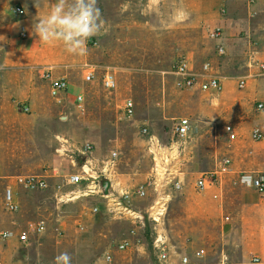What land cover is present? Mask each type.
Segmentation results:
<instances>
[{"label": "rangeland", "instance_id": "1", "mask_svg": "<svg viewBox=\"0 0 264 264\" xmlns=\"http://www.w3.org/2000/svg\"><path fill=\"white\" fill-rule=\"evenodd\" d=\"M55 2L0 0V264H57L62 253L69 264H111L108 254L112 264H180L183 256L192 264L264 259L259 241L264 233L250 215L260 197L237 176L264 172V139L254 138L256 131L264 136V112L256 109L264 101V74L250 67L252 60H264V0H98L105 28L87 42L84 54L68 53L53 41L36 48L45 56L38 70L9 65L10 57L31 51L38 41L31 34L34 19L38 12L46 18ZM20 7L26 15L16 13ZM22 26L27 41L21 39ZM215 30L224 34L223 57L211 36ZM182 57L191 58L198 70L205 58L213 60L224 90H180L174 66ZM49 67L71 88L84 85L82 109L66 96H51ZM108 71L118 82L112 91L102 84ZM89 72L95 74L91 83L85 82ZM242 77L247 89L239 92ZM235 98L240 105L229 110ZM129 99L136 106L133 117L124 113ZM184 117L191 120V131L178 140L172 131ZM226 159L232 172L220 174ZM48 173L45 190L16 185L17 177ZM211 174H217L215 185L198 191L197 180ZM103 175L128 178L130 200L113 198L112 192L107 199L90 198L65 185L68 177L92 184ZM7 186L17 191L18 212L5 207ZM139 189L144 197L135 195ZM55 219L57 234L32 232L33 225L47 227ZM25 234L27 242L21 239ZM123 241L130 242L125 252L118 250ZM161 242L169 251L166 261L159 258ZM201 250L205 257L197 259Z\"/></svg>", "mask_w": 264, "mask_h": 264}, {"label": "built area", "instance_id": "2", "mask_svg": "<svg viewBox=\"0 0 264 264\" xmlns=\"http://www.w3.org/2000/svg\"><path fill=\"white\" fill-rule=\"evenodd\" d=\"M16 13L19 16L26 15V12L23 8H17ZM20 36L23 41H27L29 39V32L26 26H22L20 30ZM212 39L216 42H219L217 45V53L219 57H223L227 54V48L223 43L224 34L220 30H215L212 33ZM251 69L264 74V60L263 59H255L251 61L250 64ZM54 68L49 67L45 71V78L49 83L50 93L53 98H60L61 96H67L71 84L66 77H56L54 75ZM174 74L177 77V87L182 91H193V92H200L202 94H210L216 93L220 94L224 90V82L223 79L217 76L214 72V62L211 59L205 58L200 70L196 69V66L193 60L189 57H182L177 60L174 66ZM95 74L93 72H89V74L85 75V82L91 83L94 81ZM247 78L242 77L238 80L237 89L239 92L244 91L247 89ZM102 84L106 90L112 91L115 90L118 86L117 78L115 74L108 71L104 74L102 79ZM85 96L83 94L79 95L76 100L75 104L77 107L82 109L84 107ZM240 105V101L238 98L230 100L227 104L229 110H233L238 108ZM256 109L258 112H264V101H260L256 104ZM136 106L132 99H129L125 102L124 105V113L128 117H133L135 115ZM191 131V120L189 118H180L176 125L173 128V137L177 138L178 140H185ZM226 132L228 133L230 139L235 141L237 139L236 132L234 131L233 127L228 126L226 128ZM145 135L149 134L148 128L144 129ZM254 138L258 141H262L264 139L263 134L260 131H256L254 134ZM87 151L89 153L92 152V147H87ZM114 156L117 157V153H114ZM223 170L220 171V174L223 173H230L232 172L231 169V160L226 159L223 164ZM217 173V174H219ZM217 174H211L206 177H201L196 182V188L198 191H205L207 188L214 186L216 183L215 176ZM165 176V173H164ZM238 182L243 185L254 189V191L259 194L260 196H264V172H238ZM51 175L48 173L46 175H29V176H21L16 178V185L24 186L28 190L40 191L45 190L49 187V179ZM74 179L75 176H72ZM3 177L0 175V180ZM68 179V178H67ZM65 180V185H67L68 180ZM167 181H171L170 183H174L175 178L170 179L169 176H165ZM98 180V179H97ZM71 187V186H68ZM177 190H182L183 186L180 182L175 184ZM135 195L139 197H144L146 192L142 189H139L135 192ZM131 194L124 193L121 198L124 200H130ZM3 202L5 207L10 212H18L19 210V202L17 200V191L14 189L13 186H7L3 191ZM119 204H121L119 202ZM155 208V207H154ZM94 212L99 213V208L95 207L93 209ZM164 208H159L156 215L159 218H154L156 222H158L161 217L163 216ZM47 231V227L42 223H37L33 225L32 232L37 233L39 236L45 234ZM21 239L24 242L29 241V237L27 234L23 235ZM160 242V240H159ZM130 248L129 241H123L121 244L118 245V250L121 252H125ZM160 249V260L166 261L169 258V251L165 246V242H161L159 246ZM205 250H201L197 252L196 258L202 259L205 257ZM106 260L108 263H113L114 257L111 254L106 256ZM180 264H192L190 257L183 256L181 258ZM248 264H264V259L261 256L254 255L250 258Z\"/></svg>", "mask_w": 264, "mask_h": 264}, {"label": "clouds", "instance_id": "3", "mask_svg": "<svg viewBox=\"0 0 264 264\" xmlns=\"http://www.w3.org/2000/svg\"><path fill=\"white\" fill-rule=\"evenodd\" d=\"M105 24L98 0H56L46 18L38 12L31 34L38 43L60 41L68 53L82 55L87 42L101 34ZM69 261L67 253L56 258L57 264H69Z\"/></svg>", "mask_w": 264, "mask_h": 264}, {"label": "crops", "instance_id": "4", "mask_svg": "<svg viewBox=\"0 0 264 264\" xmlns=\"http://www.w3.org/2000/svg\"><path fill=\"white\" fill-rule=\"evenodd\" d=\"M41 43H38V41L32 42L30 45L31 51L28 52V54L23 55L22 57H10L9 58V65H25L24 71H26L27 73L29 71L32 70H38V68H40L41 66L44 65L45 63V56L41 54V52L39 50H36V48L40 47ZM55 75V74H54ZM59 75V74H58ZM85 95L86 94V89L84 87V85L82 83L77 84L74 88H70V91L68 93V95L66 96V98L71 101L74 100V105L75 104V100L79 95ZM77 107V106H76ZM79 108V107H77ZM80 109V108H79ZM92 113V111L90 109L86 110V113ZM94 116V115H92ZM129 179L126 177H121L118 176L116 177V179L111 181V192L113 194V198H117V196L123 195L124 193H126L128 191V183H129ZM259 195V194H258ZM260 199L257 203H255L253 205L252 209V213L250 214L251 216H253L252 218L254 220L257 221V224L260 228V230H262V233H264V196H260ZM58 220H54L53 222L49 223V225H47V231L45 233V235H49V236H53L55 234L58 233V229L59 227L57 226V222ZM259 241L264 243V237H262V240L259 238ZM230 264V263H228Z\"/></svg>", "mask_w": 264, "mask_h": 264}, {"label": "bare ground", "instance_id": "5", "mask_svg": "<svg viewBox=\"0 0 264 264\" xmlns=\"http://www.w3.org/2000/svg\"><path fill=\"white\" fill-rule=\"evenodd\" d=\"M86 170H87V172H88V171H89V168L86 167ZM108 177H109V176H108ZM109 178H110L111 181L113 180L112 177H109ZM67 180H68V183H67L68 186L80 188L82 192H84V191H85V192L91 191V192L93 193V196L90 197V198H95V199L103 198V199H107V198L110 197V194H109L108 196H103V195H101V190H100V186H99L98 181H97V182H94V183H92V184H88V183H87V180L84 179V178H81V177H76L75 179H74L73 177H68ZM70 190L73 191L74 188H73V189L70 188ZM75 191H76V190H75ZM110 193H111V191H110ZM77 194L79 195L78 190H77V192H76V194H75L76 198H77ZM72 196H73V195L71 194V197H72ZM72 199H73V198H72ZM72 199L69 200V199L67 198V200H69V201H71Z\"/></svg>", "mask_w": 264, "mask_h": 264}, {"label": "water", "instance_id": "6", "mask_svg": "<svg viewBox=\"0 0 264 264\" xmlns=\"http://www.w3.org/2000/svg\"><path fill=\"white\" fill-rule=\"evenodd\" d=\"M98 183H99V186H100L101 195L108 196L110 194L111 185H112L110 178L108 176H106V175H103V176L99 177ZM86 194L89 197L93 196V193L91 191L86 192Z\"/></svg>", "mask_w": 264, "mask_h": 264}]
</instances>
